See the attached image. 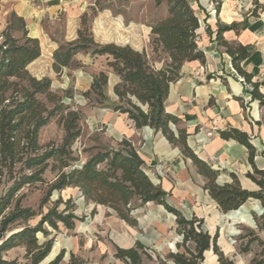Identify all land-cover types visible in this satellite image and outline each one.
<instances>
[{
	"label": "trees",
	"instance_id": "trees-1",
	"mask_svg": "<svg viewBox=\"0 0 264 264\" xmlns=\"http://www.w3.org/2000/svg\"><path fill=\"white\" fill-rule=\"evenodd\" d=\"M1 1V0H0ZM128 1V0H126ZM217 3L219 12L220 0ZM59 0H52L57 4ZM157 7L165 5L167 15L153 21L150 27V45L154 53H163L168 63L161 69L155 68L145 51L140 52L129 45L96 42L92 32V19L98 12L107 9L98 2L92 13L81 17L78 38L60 45L55 52L54 69L80 68L75 60L79 53L93 56H105L107 66L120 77L114 92L119 98L115 111L128 114L136 128L150 127L178 147L184 157L193 161L198 172L205 178L204 189L218 204L222 212L239 210L249 200L260 202L264 214V172L256 168L254 158L256 150L247 133L235 128L221 131L225 140H234L244 145L250 155L255 175L248 177L261 191L243 189L237 177L233 183L219 185V171L212 169L200 159L188 145L189 134L178 127L180 119L166 111V101L170 86L181 77L183 65L191 61L205 63L204 52L198 45L199 18L190 0H154ZM257 14V11H254ZM240 25H219L217 42L231 57L232 64L244 80L253 85V96L264 106V95L259 84L252 81V75L241 66L249 57L252 48L241 44H231L224 39L228 30H239ZM14 32H21L16 38ZM0 43V264H16L3 258V253L14 248L25 249L26 264H44L53 251L55 237L47 229L61 231L75 229L76 221L81 220L74 213L71 199L65 201L61 196L52 202L55 192L67 188H78L87 202L111 209L121 220L131 226L137 225L133 217L134 202L142 204L154 202L162 205L176 216L179 233L182 237L179 248L183 252L170 253L168 258L174 264H202L205 252L212 249L220 264H234L218 245L219 232L211 236L204 229V221L193 217L185 218L180 211L168 204L166 193L161 186L155 185L144 170V162L135 147L126 140L120 143L118 150L95 147L97 151L89 154L85 161L75 156L74 145L82 136L83 112L65 103L72 99L70 91L60 94L52 89V80L48 77H35L29 66L42 54L38 39L28 36L25 22L16 13H11L6 29L1 33ZM108 75L101 71L94 75L91 90L84 97L95 95L101 101H107L106 88ZM58 118L64 129V138L60 144L49 142L41 144L42 130ZM54 174L47 180V172ZM37 188L42 191L39 212L23 206L26 194H19L25 188ZM48 207L46 212L43 207ZM40 216L34 226L26 224ZM26 224L20 230L15 226ZM39 235L44 237L41 240ZM193 243V250L187 246ZM144 247L137 243L135 248L118 249L116 257L129 259L131 264L142 263ZM142 251V253L140 252ZM66 251L62 249L48 264H62ZM253 260L252 264H263ZM68 264H87L84 259L71 253ZM166 264V263H163Z\"/></svg>",
	"mask_w": 264,
	"mask_h": 264
},
{
	"label": "crops",
	"instance_id": "crops-1",
	"mask_svg": "<svg viewBox=\"0 0 264 264\" xmlns=\"http://www.w3.org/2000/svg\"><path fill=\"white\" fill-rule=\"evenodd\" d=\"M51 1L1 0L0 31L6 29L14 12L24 20L28 36L40 42L42 54L30 65H35V73L29 66L30 72L39 79L50 78L55 92L73 91L71 95L76 103L80 102L79 98L83 99L81 103L89 135L98 133L101 146L111 150L120 149L123 140L131 143L143 160L144 170L151 181L168 193V204L187 219H202L204 229L211 236L218 231V245L234 264H249L247 254L237 250L233 239L241 231V224L253 225L250 213L256 212V206L249 204V200L239 210L222 212L204 189L205 178L191 159L184 157L161 132L150 127L136 128L128 114L115 111L114 107L120 102L114 88L120 77L107 66L105 56L79 53L75 60L82 65L80 68H63L56 72L55 52L60 45L78 38L81 17L88 13L91 4L85 0H59L52 5ZM220 2L219 12L217 3L212 0L191 2L200 22L198 45L206 61L183 65L181 77L170 86L165 107L168 113L180 119L178 127L189 134V147L212 169L219 171V185L233 183L235 176L243 189L259 192L261 188L248 177V174L255 175L248 149L237 141L223 139L220 132L235 128L247 133L256 150L255 166L264 172V106L253 96V85L241 79L231 57L219 46L217 33L219 25H240L239 30L225 31L223 37L231 44L252 48L241 66L252 75V81L259 84V91L264 95V11H257L255 15L253 9H241L237 0ZM133 25L136 26L134 23L126 25L122 16H114L107 9L98 12L91 24L96 42L129 45L140 52L145 51L155 68L165 67L168 63L166 55L156 54L151 48L150 27L144 30L145 38L140 39V30L136 26L134 31ZM21 36L19 33L15 37ZM152 56L160 57L155 59ZM101 71L108 75V99L100 103L96 101L97 106H93L89 97L83 94L91 90L94 75ZM67 100L71 99L66 98L65 103ZM96 146L91 145L93 152L97 151ZM67 190L81 197L79 203L75 202L74 213L79 218L84 216L85 223L80 225V221H76L75 229L71 230L72 240L68 239L62 247L66 251L62 264L70 262L71 253L80 256L87 264H131L129 259L115 255L118 249L135 248L137 243L144 247L143 253L140 251L142 263L143 257L147 256L155 261L163 260L162 264H174L168 255L184 251V247L179 248L181 235L176 216L162 205L154 202L142 204L136 200L132 215L137 225L131 226L111 209L87 202L78 188H67L60 193ZM187 246L194 248L193 243ZM204 256L202 264H220L212 249Z\"/></svg>",
	"mask_w": 264,
	"mask_h": 264
},
{
	"label": "rangeland",
	"instance_id": "rangeland-1",
	"mask_svg": "<svg viewBox=\"0 0 264 264\" xmlns=\"http://www.w3.org/2000/svg\"><path fill=\"white\" fill-rule=\"evenodd\" d=\"M87 3L91 4V7H89L88 13H92L93 7H95V4L98 2L101 6L107 7V10H110L114 16L120 15L123 17L124 22L126 25H129L131 23H134L140 30V39L145 38L143 37L145 35L144 30H146V27H148L153 21L158 20L159 18L163 17L167 11L166 6H160L157 7L155 5L154 0H85ZM193 4L197 0H190ZM223 1V0H221ZM239 1H243L245 4V7H250V9L253 11H264V0H237V3ZM1 5V1H0ZM1 9V6H0ZM105 10V9H104ZM136 26L133 25V30L135 31ZM0 31V43L3 41V38L1 36ZM21 32H14L13 35H17ZM159 58L156 56H152V58ZM35 65L30 66V70L32 73H35ZM71 91V90H69ZM66 92V91H65ZM70 93H73L71 91ZM64 94V93H63ZM84 98V97H83ZM86 99V98H84ZM91 100L90 103H92L93 106H97L96 101H99V99L96 96L91 95L89 97ZM80 102L76 103L74 97L69 101L67 100V104H72L74 108L80 109L83 112L84 106L81 103L83 99H78ZM84 114V113H83ZM82 130L83 134L79 138V142L74 145V151L75 156H78L81 161H85L89 154L93 153L91 148V145L96 144V147H103L101 146V140L100 136H97L98 133H93L89 135V132L87 130L88 124L85 122V117L83 116L82 120ZM64 129L60 122L58 121V118H54L51 120V122L42 130L41 136H40V142L41 144L45 145L49 142H55L57 144H60L64 138ZM100 144V146H98ZM104 148V147H103ZM45 178L47 180H52L54 178V174L51 172H47L45 175ZM5 186L3 185L0 190H2ZM26 194L22 204L26 207H31L37 212H39L40 202L43 197V193L41 190L37 188H25L23 189L19 194ZM62 197L65 201L71 199L72 203L74 204V212L77 208V203L80 202L79 199L81 197H78L75 192H71V190H67L64 193L55 192L51 198L52 202H55L59 197ZM252 199L249 204L252 206H256V212L250 213V218L253 222V225H247V224H241L238 231L235 234V239H233L234 243H237L235 247L238 251L242 253H246L247 257L249 259V264H252L253 260L259 262H264V214L263 209L259 201H253ZM83 207L85 208L86 205L83 202ZM48 207H43L42 211L46 212ZM40 219V216H37L35 219L29 221L26 224L29 225H36ZM80 225L85 223V218L82 216L80 218ZM26 224H19L15 226L14 231L20 230L22 227H24ZM47 229L52 233V235L55 237V244L57 243L59 245L57 249V254L63 249V245L66 244V241L72 240L71 231L66 230L64 227L61 226V231L56 232L52 228L47 227ZM41 240H44V237L42 235H39ZM25 255V249L22 247L14 248L8 252L3 253V258L8 262H15L16 264H26L27 261L24 258ZM50 256V255H49ZM55 256V257H56ZM53 258H47L44 264H48L50 261H52ZM143 263L141 264H162L163 260H153L152 258H149L147 256L143 257ZM264 264V263H263Z\"/></svg>",
	"mask_w": 264,
	"mask_h": 264
},
{
	"label": "built area",
	"instance_id": "built-area-1",
	"mask_svg": "<svg viewBox=\"0 0 264 264\" xmlns=\"http://www.w3.org/2000/svg\"><path fill=\"white\" fill-rule=\"evenodd\" d=\"M238 6L241 8V9H243V10H246V11H249L250 10V7H245V4L243 3V1H239L238 2ZM243 81H244V78L242 77L241 78ZM79 142V139L76 141V143H78ZM75 143V144H76ZM181 239H182V237H181Z\"/></svg>",
	"mask_w": 264,
	"mask_h": 264
},
{
	"label": "bare ground",
	"instance_id": "bare-ground-1",
	"mask_svg": "<svg viewBox=\"0 0 264 264\" xmlns=\"http://www.w3.org/2000/svg\"><path fill=\"white\" fill-rule=\"evenodd\" d=\"M59 245L56 244L54 247H53V251L51 252V255L49 256V258H53L56 254H57V249H58ZM47 260V259H46ZM45 260V261H46Z\"/></svg>",
	"mask_w": 264,
	"mask_h": 264
},
{
	"label": "water",
	"instance_id": "water-1",
	"mask_svg": "<svg viewBox=\"0 0 264 264\" xmlns=\"http://www.w3.org/2000/svg\"><path fill=\"white\" fill-rule=\"evenodd\" d=\"M241 207H242V206H241ZM241 207H240V208H241ZM240 208H239V209H240Z\"/></svg>",
	"mask_w": 264,
	"mask_h": 264
}]
</instances>
